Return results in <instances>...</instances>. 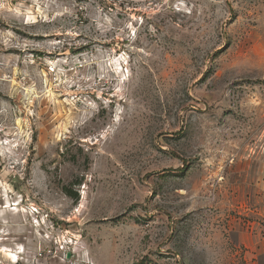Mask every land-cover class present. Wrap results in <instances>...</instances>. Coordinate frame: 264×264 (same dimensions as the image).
I'll return each instance as SVG.
<instances>
[{"label":"rangeland","instance_id":"rangeland-1","mask_svg":"<svg viewBox=\"0 0 264 264\" xmlns=\"http://www.w3.org/2000/svg\"><path fill=\"white\" fill-rule=\"evenodd\" d=\"M0 264H264V0H0Z\"/></svg>","mask_w":264,"mask_h":264},{"label":"bare ground","instance_id":"bare-ground-1","mask_svg":"<svg viewBox=\"0 0 264 264\" xmlns=\"http://www.w3.org/2000/svg\"><path fill=\"white\" fill-rule=\"evenodd\" d=\"M22 251L20 250L19 252H16V253H21ZM8 257H13L14 259H15V257L17 258V256L15 255V254H13L12 252H8L7 254H6ZM12 262H14V261H12Z\"/></svg>","mask_w":264,"mask_h":264},{"label":"built area","instance_id":"built-area-1","mask_svg":"<svg viewBox=\"0 0 264 264\" xmlns=\"http://www.w3.org/2000/svg\"><path fill=\"white\" fill-rule=\"evenodd\" d=\"M15 262H16V261H15ZM15 262H14V263H15Z\"/></svg>","mask_w":264,"mask_h":264},{"label":"water","instance_id":"water-1","mask_svg":"<svg viewBox=\"0 0 264 264\" xmlns=\"http://www.w3.org/2000/svg\"><path fill=\"white\" fill-rule=\"evenodd\" d=\"M67 256H69V255H67Z\"/></svg>","mask_w":264,"mask_h":264}]
</instances>
